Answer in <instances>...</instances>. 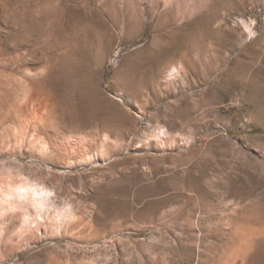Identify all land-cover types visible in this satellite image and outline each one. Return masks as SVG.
<instances>
[{"label":"rangeland","instance_id":"1","mask_svg":"<svg viewBox=\"0 0 264 264\" xmlns=\"http://www.w3.org/2000/svg\"><path fill=\"white\" fill-rule=\"evenodd\" d=\"M13 157L77 212L0 264H264V0H0Z\"/></svg>","mask_w":264,"mask_h":264},{"label":"clouds","instance_id":"2","mask_svg":"<svg viewBox=\"0 0 264 264\" xmlns=\"http://www.w3.org/2000/svg\"><path fill=\"white\" fill-rule=\"evenodd\" d=\"M174 74L176 67L168 75ZM156 131L160 136L167 134L163 125H157ZM10 159L14 163L0 161V220L18 217L20 227L31 230L45 218L57 224L75 219L77 206L71 200L59 198L54 186L29 173L28 162Z\"/></svg>","mask_w":264,"mask_h":264},{"label":"bare ground","instance_id":"3","mask_svg":"<svg viewBox=\"0 0 264 264\" xmlns=\"http://www.w3.org/2000/svg\"><path fill=\"white\" fill-rule=\"evenodd\" d=\"M225 34V33H224ZM225 37V36H224ZM222 41V40H221ZM98 57V56H97ZM177 68V74H174L171 78L169 77V72H170V69H169V71H168V73H167V75H166V77H167V80L168 81H173L177 76H179L180 74H179V69H178V67H176ZM132 82V81H131ZM131 82H130V79L129 78H125L124 79V84L126 85V87L128 86V85H131ZM25 87V86H24ZM27 88V87H26ZM25 89V88H24ZM23 89V97H21L22 99H24L26 102H28V99H29V94H28V92H27V89H26V91ZM165 137H168V134H166V135H164ZM104 139V138H103ZM108 140V139H107ZM38 150V149H37ZM109 151V150H108ZM108 151H105V152H103V153H107ZM114 151V150H113ZM116 152V151H115ZM110 153V152H109ZM113 153V152H112ZM117 185H118V183H117ZM119 186V185H118ZM118 186H114V188L115 187H118ZM116 189V188H115ZM120 190H121V188H120ZM44 220V219H43ZM240 230V229H239ZM242 235V234H241ZM246 238V237H245ZM251 240H247L246 242H245V240L243 241V242H241V249H239L241 252H244V250L245 249H247V248H249L248 247V245L250 246L251 244ZM254 245V244H253ZM240 247V246H239ZM241 252H240V256H238L237 257V259H239L238 261H239V263H241V264H250V262H252L251 261V257H250V255L249 254H241ZM248 253V252H247ZM254 260V259H253ZM238 261H237V264H238Z\"/></svg>","mask_w":264,"mask_h":264},{"label":"crops","instance_id":"4","mask_svg":"<svg viewBox=\"0 0 264 264\" xmlns=\"http://www.w3.org/2000/svg\"><path fill=\"white\" fill-rule=\"evenodd\" d=\"M183 188H185V185H183Z\"/></svg>","mask_w":264,"mask_h":264}]
</instances>
